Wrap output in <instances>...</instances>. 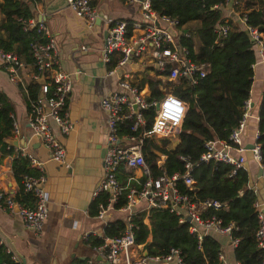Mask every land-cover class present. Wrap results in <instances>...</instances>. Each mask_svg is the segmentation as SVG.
I'll return each mask as SVG.
<instances>
[{
	"label": "built area",
	"instance_id": "built-area-1",
	"mask_svg": "<svg viewBox=\"0 0 264 264\" xmlns=\"http://www.w3.org/2000/svg\"><path fill=\"white\" fill-rule=\"evenodd\" d=\"M23 1L36 2V0ZM92 1L66 0L75 16L82 19L90 28L94 26V22L98 18V13L91 5ZM127 1L140 7L141 17L132 23L122 20L114 22L108 29V35L101 52V60L105 65H109L115 55H121L116 66L109 71V74L113 75L121 70V74L118 75L119 91L106 95L100 101L102 111L107 113L106 148L102 160V178L92 196L93 200L100 195L105 198L104 202L98 205L94 219L106 227L108 222H105V218L107 216L112 221L116 214H122L124 230L121 234L112 237L106 236L104 233L98 236L93 233L86 235L85 241L90 237H95L99 239L100 244L91 247L95 257L87 259L84 264H185L181 252L176 248H171L165 255L150 256L147 254L145 256L143 245L135 244L133 216L141 211L159 208H168L170 213L178 217L180 224L188 223L189 233L195 236L199 243L205 235L212 233L227 237L235 248L238 240L231 239L232 232L237 231L234 224L223 226L222 222L215 217L206 219L201 217L202 211L207 208L220 209L222 205L214 201L202 204L194 203L186 195L180 193L177 187L178 181L182 180L190 190H193L195 185L190 177L192 165L187 159H181L184 162L185 173L183 175L168 176L162 172L157 177L152 176L145 161L142 152L144 140L149 138L158 140L177 135L186 106L171 93L164 94V97L158 102H147L142 90L131 81V77L127 72H124V68L133 60L148 57L147 62H150L158 73H163L168 65H173L167 77L169 83L187 80L193 87L197 84L198 78L201 79L205 76V66L195 64L190 60L187 48L180 41L181 36L188 37L189 35L187 32L181 31L176 19L156 13L151 7L152 0ZM239 1L224 0L216 7L221 11L228 9L236 15L242 30L247 32L252 40L255 63L264 64V36L257 28L247 24L246 15L239 16L235 13L234 8ZM18 23L22 25L24 31L36 28L42 36V39L31 47L32 63L27 65L15 54L5 52L0 48V65L6 72L9 81L15 85H20V74L28 66L31 68L32 83L43 81V85H41L43 98L34 104L29 116V127L32 136L38 138L48 150L50 160L65 165L64 148L55 138L48 124V118H51L61 134L66 135L71 130L66 104L73 88V81L61 66L55 40L50 35L44 21L31 18L29 20L19 19ZM228 29L227 20H224V24L215 26L214 32L225 37ZM21 87L25 96L26 87L23 85ZM134 107L137 109L136 112ZM151 107H155L156 110L151 128L139 136L125 135L122 137L120 126L126 121H131V131L136 132L139 127L145 126L142 112ZM249 107L250 103L247 101L242 119L238 127L231 131L227 141L215 140L205 143V152L201 156L202 162H221L230 166L233 172L244 169L245 158L241 154L239 156L232 155V151L243 152L242 137L251 117ZM47 110H49L48 113ZM14 132H16V128ZM259 135V132L255 135L251 152L253 158L260 163V146L257 143ZM125 140L132 144L121 146L120 143ZM22 156L27 157L30 168L39 173L37 177L24 176L22 180L24 191L33 195V206L21 205L14 200V195L0 189V210L16 214L27 229L40 236L48 219L47 205L49 201L48 194L43 189L46 181L43 163L31 156L23 154ZM163 162L159 161L158 166H161ZM121 169L131 172L138 171L140 176L129 175L126 182L122 184L118 179ZM124 191H127L126 204L116 209ZM141 203L143 206L138 208ZM132 206L136 208L134 212L130 211ZM254 207L256 210L255 205ZM256 212L259 220V227L255 234L257 247L264 251V214ZM187 218L190 219L189 222H187ZM144 223H147V219L144 220ZM7 252L14 264H21L14 254ZM218 260L220 264H227L222 252L218 255ZM236 264L238 263L236 262Z\"/></svg>",
	"mask_w": 264,
	"mask_h": 264
},
{
	"label": "trees",
	"instance_id": "trees-1",
	"mask_svg": "<svg viewBox=\"0 0 264 264\" xmlns=\"http://www.w3.org/2000/svg\"><path fill=\"white\" fill-rule=\"evenodd\" d=\"M223 1L152 0L151 7L156 13L176 19L181 31L187 32L189 36H181L180 41L187 48L190 60L205 66V76L198 78L197 84L192 87L187 80L174 83L167 81L173 67L171 64L163 73H158L155 69L156 73L152 76L144 73L138 87L147 85L150 93L146 98L147 102H158L164 94L171 93L184 103L186 110L176 135L175 147L171 146L168 138H149L144 140L142 152L153 177L161 175L162 172L168 176L183 175L185 170L181 159H187L192 165L190 177L195 185L193 190H190L182 180L178 181L180 193L194 203L214 201L221 204L220 209L207 208L202 211L201 217H215L223 226L234 224L237 231L232 232L231 239L238 240L233 251L238 264H263L264 251L257 247L255 237L259 227L254 207L255 193L247 188V172L244 169L233 172L230 166L221 162L201 161L206 142L227 141L231 131L238 127L246 102L250 99L254 77L253 67L256 59L253 44L239 23L227 21L229 29L225 37L214 32L215 26L224 24L222 11L216 7ZM33 4L23 0H0V48L15 54L27 65L32 63V45L40 41L42 36L36 28L24 31L18 20L33 18ZM234 11L239 16L246 15L247 24L257 28L264 36V0H240ZM120 58L121 55H115L108 65L109 68L115 67ZM41 91V85L36 82L25 88L28 110H32L40 99ZM142 114L145 126L133 132L132 122L126 121L120 126V131L136 136L148 131L156 116L155 107ZM12 131V107L7 96L0 92V150L4 154L12 153L7 148ZM258 132L260 164L264 171V94L258 110ZM158 154L165 156L161 166H158ZM12 173L18 183L14 200L21 205L32 207L33 195L24 191L22 180L24 176L37 177L39 173L30 168L29 160L22 155H17L12 162ZM128 177L122 174L118 179L123 184ZM126 194L127 191H124L116 209L126 204ZM104 200L100 195L92 201L89 208L91 216L97 214L98 205ZM146 219L147 223H144ZM132 223L135 244L143 245L144 251L150 256L165 255L171 248H176L181 252L185 264H220L218 255L222 245L216 236L208 233L199 243L197 238L189 233V224H180L178 217L170 213L168 208L141 211L133 216ZM123 230V221L118 219L104 227V235L117 236ZM85 242L91 247L100 244L99 239L95 237H90ZM86 260H74L72 264H84ZM0 264H14L1 244Z\"/></svg>",
	"mask_w": 264,
	"mask_h": 264
},
{
	"label": "crops",
	"instance_id": "crops-1",
	"mask_svg": "<svg viewBox=\"0 0 264 264\" xmlns=\"http://www.w3.org/2000/svg\"><path fill=\"white\" fill-rule=\"evenodd\" d=\"M66 4L64 0H36L31 6L33 18L41 17L49 29L57 46L61 66L73 81L66 104L71 130L66 135L61 134L51 118H48L55 138L64 148L65 165L51 161L48 150L38 138L32 136L29 127L32 110H28L21 87L32 83L31 68L28 66L21 72L20 85H15L9 81L0 65V92L9 99L13 118L12 137L7 141L8 151L12 153L4 154L0 150V189L12 195L17 193L18 183L12 173V162L17 155L23 154L43 163L46 178L43 189L49 198L48 219L40 236L27 229L16 214L0 210V244L6 254H9L7 251L14 254L21 264H72L74 260L93 258L94 253L84 237L91 233L96 236L104 233L102 223L89 212L92 196L102 178V160L106 148L107 113L102 111L100 101L106 95L119 91V88L118 73L109 74L112 68L102 62L101 52L108 29L113 23L120 20L136 22L141 17V10L138 5L127 0H93L91 5L98 13V18L90 28ZM49 8L51 13L46 12ZM222 17L237 22L236 15L228 9L222 11ZM147 60L148 57L133 60L124 68L136 85L145 72L149 76L156 73ZM253 70L249 99L251 117L242 137L243 152L233 150L232 155L241 154L245 158L247 188L255 193L256 211L264 214L263 168L253 158L251 149H246L254 144L258 132V110L264 94V64L255 63ZM140 89L147 98L150 94L147 85ZM161 91L165 92L163 88ZM125 135L131 136L121 131V136ZM120 144L129 146L132 143L125 140ZM158 156L159 161L165 160V156ZM120 171L123 172L119 173L118 178L122 174L126 178L132 174L140 176L138 171ZM142 206L143 203L138 208ZM118 219L123 221L124 216L115 215L112 221ZM215 236L222 245L221 252L226 263L236 264L230 240L222 235Z\"/></svg>",
	"mask_w": 264,
	"mask_h": 264
},
{
	"label": "water",
	"instance_id": "water-1",
	"mask_svg": "<svg viewBox=\"0 0 264 264\" xmlns=\"http://www.w3.org/2000/svg\"><path fill=\"white\" fill-rule=\"evenodd\" d=\"M64 2H65V4L67 3L66 2V0H64ZM67 5V4H66ZM54 9H57L56 7H54ZM46 12H49V13H51L50 12V8L49 9H47V11ZM49 13H47V14H49ZM38 20H42V18L41 17H36ZM183 32H186V31H183ZM245 34H246V36L248 37V39H249V41L250 42H252V40H251V38L249 37V35H248V33L247 32H244ZM108 35V34H107ZM118 75H120L121 74V70H118ZM38 84H40V85H43V81L42 80H39V82H38ZM42 98H43V96H42V94H40V99L42 100ZM134 111L136 112L137 111V109H136V107H134ZM49 112V110H47V113ZM252 145H249V146H247L246 147V149H252ZM104 154H105V148H104ZM40 187H42V186H40ZM135 207L134 206H132L131 208H130V211L131 212H134L135 211ZM109 221V216H107L106 218H105V222H108ZM190 221V219L189 218H187V222H189ZM203 233H205V231H203ZM228 244H230V243H228ZM144 255L146 256L147 255V252L146 251H144Z\"/></svg>",
	"mask_w": 264,
	"mask_h": 264
},
{
	"label": "rangeland",
	"instance_id": "rangeland-1",
	"mask_svg": "<svg viewBox=\"0 0 264 264\" xmlns=\"http://www.w3.org/2000/svg\"><path fill=\"white\" fill-rule=\"evenodd\" d=\"M4 70V69H3ZM3 72V71H2ZM4 73L6 74V72L4 71ZM7 75V74H6ZM8 77V76H7ZM163 139V138H161ZM170 141H171V146H176L177 144V140H176V134L172 137V136H169L168 138ZM160 140V139H159Z\"/></svg>",
	"mask_w": 264,
	"mask_h": 264
}]
</instances>
